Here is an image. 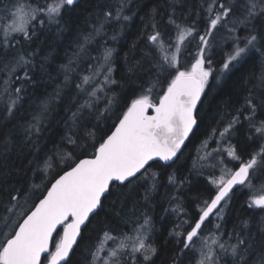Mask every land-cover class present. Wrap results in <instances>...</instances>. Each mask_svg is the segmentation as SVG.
Listing matches in <instances>:
<instances>
[{
	"label": "snow or ice",
	"instance_id": "obj_1",
	"mask_svg": "<svg viewBox=\"0 0 264 264\" xmlns=\"http://www.w3.org/2000/svg\"><path fill=\"white\" fill-rule=\"evenodd\" d=\"M78 4L79 0H45L42 4L38 0H8L0 8V57H10L0 64V73L7 77L3 81V92H0V99L4 93L8 94L5 119L15 115L19 102L26 94L25 86H36L30 70L34 67L39 48L26 53L21 40L31 46L33 41L39 39L41 32L53 27L57 35L68 32L72 21L66 20L65 16L71 17V9ZM82 7L87 13L86 21L93 23L88 33H77L75 49L66 54L67 63L60 65L65 86H74L77 92L71 100V107L67 109L71 113L70 127L61 142L73 149L79 148L81 155L87 152L89 146L94 152L90 158L79 159L78 163L71 153L60 151H54L43 161H28L29 165H36L33 176L47 173L53 167L54 157L70 162L66 165L70 170L63 171L54 183L49 181L51 187L46 188V195L41 185L37 184L27 189L12 186L11 189L3 190L7 194V201L0 199V211L3 212L0 222L2 228L7 230H0V264H43L42 254H46L44 259L47 264H72L74 246L78 247V238H83V229L89 227L92 217L104 208L103 198L119 188L128 186L130 192L136 185L143 186L151 182V187L145 191L144 199L147 201L148 193L156 188L158 175L149 171L150 162L159 160L167 166L168 162L176 163L179 160L178 153L182 151V146L190 135L195 134L203 119L198 103H202V96L206 88L210 87L211 80L219 84L221 80L231 79L237 73L240 75L234 84L237 89L246 92L243 104L236 109L235 115L226 113L231 119L222 130L213 128L209 133L208 138L217 147L198 157L199 160L212 155L220 157L221 175L210 178V183L217 189L216 194L210 201H204L202 207L197 206L198 219L194 223L185 219L188 213L181 204L177 203L171 209L177 216V223L169 231V236L175 237L177 243L183 245L179 252L173 254L171 261L172 264H180L181 257L191 251L198 254L196 264H220L222 258H230L229 264H250V260L251 264H264V217L256 232L249 228L247 220H243L239 231L235 228L232 231L223 230L222 224L216 223L206 235H201L210 217L215 216L218 221H223L224 209L235 186H247L251 190L258 168L264 166V145L245 159L241 154L242 146L230 142L236 126L241 123V116L247 122L250 133L264 138V120L256 119L258 113L264 112V0H244L239 9L233 0H201L197 16L201 13L204 16L203 23L206 26L203 33L196 27L197 21L191 24L178 22L175 4H172L167 14V24L174 30V36L160 29L156 20L160 13L156 8L151 9L144 26L145 30H151L146 39L156 55L147 54L151 57L147 70L150 78L137 86L140 92L130 102L126 95L113 92V86L120 85L113 78L114 49L106 45L97 56H89L93 63L88 65V74H80L79 83L74 81L78 62L87 54L88 46L104 32L106 25L113 21L123 24L131 20V16L124 15L125 9L130 10V6L126 0H120L116 7L100 0ZM257 20L260 21L259 25L256 24ZM239 25L245 26L247 35H236ZM221 28L228 33L230 50L224 51L223 45H220L222 55L219 61H215L212 40ZM196 37L198 42L194 63L188 70H181L180 56L184 46ZM115 39L116 36H113L112 40ZM13 48L21 50L13 52ZM253 52L260 56L259 72H241ZM141 66V61H137L128 68V72L133 73ZM18 72L23 75H18ZM152 72L155 75H151ZM16 83L20 86L13 89L12 85ZM249 84L252 87H247ZM60 91L57 86V97ZM114 108L124 109L116 116L118 123L111 126L105 124V128L114 130L110 134L100 132L98 136L101 122L111 119L115 114ZM47 115L48 101L45 100L40 105V111L22 126L26 144H38V140L32 138L40 136ZM86 119L89 123L92 120L95 123L88 127L87 123H82ZM78 127L86 129L82 136L73 133V129ZM10 136V132L0 133V142L7 146ZM98 139L102 142L97 144ZM247 139L252 140L253 137L248 136ZM201 143L207 148V140ZM225 153L230 163L238 162L237 168H227L224 164ZM184 182L177 181L174 175L169 176V183L177 187ZM37 191L43 198L36 196L39 202L33 203L26 211L22 202L28 204ZM111 203L115 206V201ZM247 207L264 211V195L250 197ZM21 219L23 222L19 223ZM142 219V223L140 218L123 220L126 225H134L132 234H113L116 233L115 229L103 231L89 249V264H139L138 257H142L144 264H153L152 258L158 251L151 242L155 226L147 214ZM185 226L190 230H185ZM225 235L228 237L226 241L223 240ZM233 240L235 243L231 242ZM110 243L112 247H109Z\"/></svg>",
	"mask_w": 264,
	"mask_h": 264
},
{
	"label": "trees",
	"instance_id": "obj_2",
	"mask_svg": "<svg viewBox=\"0 0 264 264\" xmlns=\"http://www.w3.org/2000/svg\"><path fill=\"white\" fill-rule=\"evenodd\" d=\"M6 2L8 0H0V8ZM38 2L42 4L45 0H38ZM97 2H100V0H79V4L71 9L72 16L69 17L67 14L65 16L66 20L71 19L72 21L68 32L57 35L56 29L53 27L41 32L39 39L33 41L31 46L24 44L21 40L23 50L26 53L34 52L39 48L38 54L34 58V67L30 70L36 86H25L26 94L23 95V99L19 102L18 110L11 118L5 119V102L8 99V94L4 93L3 98L0 99V133H11L10 142L7 146L0 142V199L5 202L7 201V194L3 190L11 189L12 186H23L27 189L30 185L37 184L41 185L44 194L50 184L49 181H52L62 171L69 168L66 165L70 163L67 160L61 161L54 157L53 167L47 173H38L33 176V169L36 165H29L28 161H43L46 156L53 155L54 151L71 153L77 161L81 157L91 156L94 152V149L89 146L87 152L81 155L79 154V148L73 149L66 143L61 142L62 137L68 134L70 127L69 116L71 113L67 109L71 107V100L77 95V92L74 86H65L63 73L59 69L60 65L67 63L66 54H70L76 47L75 37L77 33H88L91 30L93 21H86L87 13L82 6ZM104 2L116 7L120 0H104ZM200 2L201 0H126L130 10L126 8L124 15L131 16V20L123 24H117L113 21L106 25L101 35L95 37L88 46L87 54L83 55L78 62V72L74 76L75 83H79L78 76L80 74H88V65L93 63L89 56H97L106 45L114 49L113 66L115 71L113 78L120 85H114L113 92L126 95L130 102L140 92L137 86L150 78L147 70L150 68L151 57L147 54L156 55L153 49L148 46L146 39L151 31L150 29L145 30L144 26L148 19L147 14L151 9L156 8L158 13H160L156 16L160 29L166 30L167 35L174 36V30L168 27L167 24V14L171 11L170 5L175 4L178 22L191 24L192 21H197L196 27L203 33L206 26L203 23L204 16L202 13L199 17L197 16ZM233 3L237 9L243 4L239 0H233ZM237 15H239V12H237ZM257 21L256 24H258ZM229 26L231 27V25ZM243 27L244 25L237 27L236 35L243 37L248 34L242 31ZM227 34V31L221 28L212 40L213 59L215 61H219L222 55L220 45H223L224 51L230 50L231 41L228 39ZM113 36H116L114 41L112 40ZM197 42L198 37L192 39L190 43L184 46L180 56L181 70H188L193 63L197 52ZM20 50V48L12 49L13 52ZM49 53L52 55L49 56ZM45 57H48V59L45 60ZM9 58L0 57V64ZM125 58H127V62H125ZM259 60V54L253 52L251 59L241 69V72L254 71L258 73ZM137 61H141L142 66L136 68L133 73H129L128 68L135 65ZM216 66H219L218 63ZM17 74L23 75L22 72ZM151 75H155V73L152 72ZM239 75L240 73H237L231 79L221 80L219 84L214 79L211 80L210 87L206 88V92L202 96V103L198 104L199 113L203 119L199 128L195 130V134L190 135L189 139L185 141L182 151L178 153L179 160L176 163L170 162L167 166H164V163L159 160L150 162L149 171L158 175L156 188L148 193L147 201L144 199L145 191L151 187V182L143 186L136 185L130 192L129 187L125 186L103 198L105 200L104 208L98 210V214L92 217V223L87 229H83V238L78 239V247L74 246L75 253L72 256V264H89L91 259L89 249L93 247L96 243V238L103 231L115 229L116 233L113 234L121 232L132 234L131 229L134 225L131 223L126 225L123 220L140 218L142 223L144 214L151 217L155 226L151 242L158 251L152 258L153 264H172L171 257L174 253L179 252L183 245L178 244L175 237L169 236V231L177 223V216L171 209L177 203L181 204L188 213L185 219H189L194 223L195 219H198L197 206L202 207L203 202L210 200L216 192V187L210 183V178H214L221 168L219 164L220 157L212 155L205 160H199L198 157L212 152L217 147L216 143L208 138L209 133L213 128L222 130L223 126L231 119V116L226 115V113L231 112L232 115H235L236 109L242 106L246 92L237 89L234 84ZM6 78L3 73H0V92H3L5 87L3 81ZM19 86L20 84L16 83L12 85V88ZM57 86L61 89L59 97L56 96ZM247 87H252V84L247 85ZM153 95L155 96L156 93ZM45 100L48 101V115L45 118L40 136L32 138L34 141L38 140V144L36 146L30 143L26 144L23 139L24 129L22 126L31 120L34 113L40 111V105ZM100 107L103 108L104 105L101 104ZM74 110L75 108L72 107V111ZM123 110L122 108L113 109L115 114L112 115L111 119L101 122L100 128L97 130L98 136L100 132L108 134L112 130L111 127L105 128L104 125L111 126L116 123L118 121L116 116L120 115ZM240 119L241 123L236 126L230 142L242 146L243 151L241 154L247 159L249 154L258 151L260 146L264 144L262 138L256 137L248 131V124L243 116ZM256 119L264 120V112L258 113ZM82 123H87L88 127H91V123H95V121L92 120L89 123L86 119ZM85 130L84 127H78L73 129V133L82 136ZM248 136H252L253 139L248 140ZM205 140H207V148L203 147L201 143ZM101 141L98 139L97 144ZM81 143H84V141L81 140ZM224 164L235 168L239 166L238 162L230 163L227 157L224 159ZM172 175L175 176L177 181L184 180V184L180 187L170 184L169 176ZM252 185L251 190L247 186H235L233 192L230 193L228 205L224 209L223 221L212 222V217H210V222L206 224L202 234L208 233L210 228L216 223H221L223 230L232 231L235 228L239 231L243 220H247L249 228L256 232L261 224V218L264 217V211L258 208L250 209L247 207V203L252 197L253 191H255L254 188L260 185L257 190L259 191L260 187L264 185V166L258 168ZM120 193H126L127 195H121ZM36 196L42 197L40 192L37 191L35 196L29 199L28 204L25 205L22 202V207L26 211L33 203L39 200L36 199ZM177 197L179 199H176ZM112 201H115V206L111 203ZM166 209L168 211H165ZM117 213H120V215L117 216ZM0 215H3L2 211H0ZM0 230L6 231V229L2 228V222H0ZM185 230L190 229L185 226ZM223 240H228L227 235L223 237ZM231 242L235 243V240ZM112 246L110 243L109 247ZM197 247H199V243ZM197 259L198 254L189 251L181 257L180 264H196ZM138 260L139 264H144L142 257H138ZM229 260L230 258H222L220 264H229ZM42 262L43 264L46 262L44 256L42 257Z\"/></svg>",
	"mask_w": 264,
	"mask_h": 264
},
{
	"label": "rangeland",
	"instance_id": "obj_3",
	"mask_svg": "<svg viewBox=\"0 0 264 264\" xmlns=\"http://www.w3.org/2000/svg\"><path fill=\"white\" fill-rule=\"evenodd\" d=\"M239 1H240L241 3L244 2V0H239ZM1 15H2V14H1ZM257 23H258L257 25H259L260 21L258 20ZM242 31H243L244 33L247 32V29L245 28V26L243 27V30H242ZM227 37H228V34H227ZM241 46H243V45H241ZM193 63H194V61H193ZM262 139H263V144H264V138H262ZM224 156L227 157V156H226V153L224 154ZM225 165L227 166L228 169H235V167H232V166L227 165V164H225ZM221 167H222V166H221ZM220 175H221V172H220V169H219V171L216 173V175H215L214 178H218ZM259 186H260V185H258V186H256V187L254 188L255 191H253L252 197L259 196V195H262V194L264 193V190H261L262 187H264V185L260 187L259 191H257ZM211 221H212V222L217 221V219L215 218V216H212ZM211 229H212V228H210V230H211ZM6 230H7V229H6ZM206 234H207V233H203V234L201 233V235H206Z\"/></svg>",
	"mask_w": 264,
	"mask_h": 264
},
{
	"label": "water",
	"instance_id": "obj_4",
	"mask_svg": "<svg viewBox=\"0 0 264 264\" xmlns=\"http://www.w3.org/2000/svg\"><path fill=\"white\" fill-rule=\"evenodd\" d=\"M199 104V103H198ZM150 114H151V110H150ZM116 123H118V121L116 122ZM112 130H114V128H112ZM111 130V131H112ZM110 131V132H111ZM110 132L108 133V134H110ZM102 142V141H101ZM183 147V146H182ZM90 158L91 156H84V157H81V158H79V159H84V158ZM79 159L76 161L77 163L79 162ZM161 162H163V161H161ZM164 163V162H163ZM168 163H170V162H168ZM71 166H74V164L73 165H71ZM68 170H70L69 168H67V169H65L64 171H68ZM63 174V171L59 174V175H62ZM59 175L56 177V178H54L51 182L52 183H54L55 182V179H58L59 178ZM49 187H51V183L49 184V186H48V188ZM216 194V192L214 193V195ZM44 195H46V191L44 192ZM213 195V196H214ZM264 195V194H263ZM212 196V197H213ZM43 198V195H42V197L40 198V199H42ZM39 202V200L36 202V203H38ZM23 222V220L21 219L20 221H19V223H22ZM62 228H61V234H62ZM79 239V238H78ZM45 254H42V257L44 256ZM45 264H47V261H46V263Z\"/></svg>",
	"mask_w": 264,
	"mask_h": 264
}]
</instances>
